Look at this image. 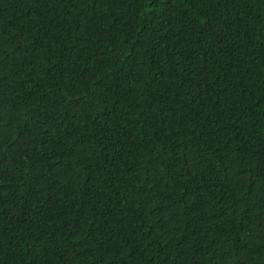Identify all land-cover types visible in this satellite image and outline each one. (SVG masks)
<instances>
[{
	"label": "trees",
	"instance_id": "1",
	"mask_svg": "<svg viewBox=\"0 0 264 264\" xmlns=\"http://www.w3.org/2000/svg\"><path fill=\"white\" fill-rule=\"evenodd\" d=\"M262 42L264 0H0V264H264Z\"/></svg>",
	"mask_w": 264,
	"mask_h": 264
},
{
	"label": "snow or ice",
	"instance_id": "2",
	"mask_svg": "<svg viewBox=\"0 0 264 264\" xmlns=\"http://www.w3.org/2000/svg\"><path fill=\"white\" fill-rule=\"evenodd\" d=\"M201 23H203V21H201ZM262 43H264V42H262ZM262 55H264V53H262Z\"/></svg>",
	"mask_w": 264,
	"mask_h": 264
}]
</instances>
